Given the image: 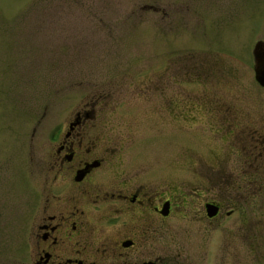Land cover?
I'll use <instances>...</instances> for the list:
<instances>
[{
    "label": "rangeland",
    "instance_id": "obj_1",
    "mask_svg": "<svg viewBox=\"0 0 264 264\" xmlns=\"http://www.w3.org/2000/svg\"><path fill=\"white\" fill-rule=\"evenodd\" d=\"M256 42L264 0H0V264H29L28 170L78 110L84 135L120 140V154L172 170L179 187L264 180V159L247 153L264 138ZM211 226L203 248L184 243L191 257L264 264L231 219Z\"/></svg>",
    "mask_w": 264,
    "mask_h": 264
},
{
    "label": "flooded vegetation",
    "instance_id": "obj_2",
    "mask_svg": "<svg viewBox=\"0 0 264 264\" xmlns=\"http://www.w3.org/2000/svg\"><path fill=\"white\" fill-rule=\"evenodd\" d=\"M87 117L75 111L47 138L40 169L28 170L29 264H209L207 251L193 258L184 243L194 238L203 248L211 224L227 219L235 238L252 244L254 261L264 257V180L252 175L215 189L205 176L201 185L179 187L172 170L120 154V140L84 135ZM247 153L264 159V138L257 134Z\"/></svg>",
    "mask_w": 264,
    "mask_h": 264
},
{
    "label": "water",
    "instance_id": "obj_3",
    "mask_svg": "<svg viewBox=\"0 0 264 264\" xmlns=\"http://www.w3.org/2000/svg\"><path fill=\"white\" fill-rule=\"evenodd\" d=\"M252 56L254 60L253 72L255 79L262 83L264 82V62L262 63V58H264V43L256 42L254 44Z\"/></svg>",
    "mask_w": 264,
    "mask_h": 264
}]
</instances>
